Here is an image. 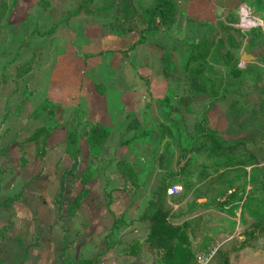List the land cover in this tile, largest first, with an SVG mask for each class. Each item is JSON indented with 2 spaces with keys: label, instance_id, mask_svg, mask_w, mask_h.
I'll return each mask as SVG.
<instances>
[{
  "label": "crops",
  "instance_id": "1",
  "mask_svg": "<svg viewBox=\"0 0 264 264\" xmlns=\"http://www.w3.org/2000/svg\"><path fill=\"white\" fill-rule=\"evenodd\" d=\"M24 1L21 0L19 3ZM141 1L148 5L147 0ZM172 1L177 8H182L179 0ZM71 19L58 22L54 25L55 32L50 36H44L49 37L54 43H60L57 38L58 32L61 27H71ZM86 28L87 26L84 27ZM83 36L82 32H78L74 46L80 47L77 48L79 54H71L67 62L55 64L51 68L46 67L43 61L46 59L44 54L42 56L39 52H34L31 58L22 64L29 62L36 54V63L32 70L22 78H15L21 86L8 87V84H5L0 87V97L2 98L3 94L7 97L3 104L0 102L2 111L0 155L5 157L24 153V143L41 128L37 126L32 129L33 125L45 121L43 118L33 119L31 114L46 98L57 103L60 109L65 110L68 107L78 109L84 114L85 121L113 128L110 139L103 147L102 156L95 159L88 152L85 137L87 126L82 121L83 118L73 120L70 129L76 130L78 134L77 155L80 163L73 174L65 175L63 178L61 175L58 182L56 165L52 166L51 163L53 161L58 163L62 156L61 151L66 153L65 145L57 149L53 148L54 146L50 147L49 141L59 130L52 131L48 136L47 155L45 153L47 157L44 156L41 160L40 169L35 168L30 162L21 173H10L11 171L7 169H0V208L10 209V212L3 216L11 215L10 222L7 223L11 224L10 230L6 233L7 239L10 236L16 237L15 240L20 239L26 243V240L40 229L46 231V235L40 238L39 246L30 247L31 261L20 264H71L77 260L94 257L96 258L94 264H197L198 259L212 258L219 248L220 241L223 245L226 243L233 245L234 241L242 243L241 232L245 231L248 221L246 219H251L241 217L240 210L229 213L230 208L236 203L229 202L228 199L225 202L226 197L217 199L207 196L208 194L205 195L204 192L191 197L192 187L186 189L185 186L177 184L168 187V183L174 177L165 176V172L158 168V157L161 153L154 159L155 164L151 162L153 166L147 164L144 157H140V149L146 144L143 140L135 141L130 147H118L121 140L125 141V136L130 135L126 139L129 140L134 134L149 129L152 130L151 136L153 135L154 115H157L155 112L157 107L160 108L159 100L170 89L168 79L159 73L158 66L155 70L152 69L149 56L144 55L140 65L136 64V60L141 59L136 51L145 47L146 43L129 50L140 38L136 33L124 35L119 33L114 41L110 36L106 39L102 36L99 41L96 36L94 38ZM99 43L102 47L98 46ZM106 48L117 51L111 54L109 61L104 59L108 53L100 51ZM55 73L62 75L63 79L70 74L87 76L93 81L102 76L106 79L93 82L94 84L87 85V88L79 84L76 93L73 94L75 90L67 88L66 85L59 92L51 89L48 78ZM137 76L146 79L148 83L140 79L137 82ZM46 82L48 86H44ZM137 85L144 87L140 88L138 95L133 96ZM8 88L11 91L9 96ZM28 89L29 92L25 95ZM127 97L133 98L135 104L128 103ZM13 102L14 105L4 112L6 103L12 105ZM147 106L149 116L144 119L142 116ZM132 117L138 119L140 126L137 130L126 132L125 128ZM28 129H31L29 133ZM140 129L141 131H138ZM169 129L173 135L174 130L171 127ZM63 137L65 141V131ZM168 151L173 155L169 172L176 173L177 157ZM67 156L69 158L66 163L69 164L72 160L68 153ZM120 158H125L135 171L137 177L135 186L126 183L118 173L116 161ZM89 168L94 169L97 176L83 185L76 177L78 173L82 175ZM163 178L166 190L180 186L183 188L181 193L160 197L161 190L157 192V189ZM57 183L62 197H71L73 194V197H77L78 190H81L80 194L83 190L86 191L79 208L74 209L73 213L66 215L62 220L55 212L59 208L50 193L51 188ZM21 192L37 200V216L27 211L28 208L23 203L26 196H20L19 201L9 206L3 205L6 199ZM183 192L186 196H182ZM45 212L49 216L46 228L44 227L46 221L42 216ZM157 218L159 222L155 223ZM3 226L1 225L0 229ZM240 246L234 248L233 252L246 254L247 247ZM38 256L41 260H38Z\"/></svg>",
  "mask_w": 264,
  "mask_h": 264
},
{
  "label": "rangeland",
  "instance_id": "2",
  "mask_svg": "<svg viewBox=\"0 0 264 264\" xmlns=\"http://www.w3.org/2000/svg\"><path fill=\"white\" fill-rule=\"evenodd\" d=\"M20 1L15 0L17 2L16 7L4 20L0 33V87L5 84H8V87L19 88L21 86V83L15 81V69L29 60L34 52H39L42 56L44 54V58H46H43L44 65L50 68L55 64L67 62V58L73 53L79 54L77 50L80 47L74 46L78 32H82L83 37L94 38L96 36L98 41L102 36L104 39L110 36V39L114 41L119 33L122 35L136 33L139 37H143L146 43L145 47L136 51L137 56L141 58L136 60V64L140 65V61L144 60V55L149 56L152 69L155 70L158 66L159 73L166 74L170 87L171 105L180 108V111L169 119L163 109L157 107L155 111L157 115H154L155 124L152 127L154 133L149 139L143 141L146 144L140 149V157H144L147 164H151L152 161V164H155L154 159L168 146V149L177 157L175 159V171L178 176L166 185L170 187L177 184L181 187L185 186L186 189L192 187L191 197L204 192L205 195L208 194L207 196L217 199L226 197L225 202L227 199L232 202L235 196L234 189L241 186L245 181V193L264 201V191L262 190L264 184V106L261 102L264 100L263 90L260 88L261 84L254 89L250 83H246L248 91L245 94H249L250 97L238 94L234 81L228 78L229 61L225 58V54L228 53L234 60H238V69L240 70H251L250 72H252L254 68L264 69V0H179L182 3V8H177L172 27L156 32L146 30V18L141 14V11L151 6L155 0H147L148 5H144L141 0H44L46 6H43L38 0H25L23 3H19ZM81 4H88V12L80 13L76 19L68 18V14L73 13ZM245 16L247 19L243 25L242 19ZM64 19H71L72 26L61 27L57 35L60 43H54L47 36L38 37L39 34L47 32ZM86 26L87 28L84 29ZM83 32L85 33L83 34ZM201 44H209L210 46L200 48ZM98 46L102 47L100 43ZM100 51L108 53L104 57L108 61L111 60V54L117 52L110 48ZM165 55L166 57H164ZM196 55H203L204 57L198 62L194 60L189 62ZM243 55L254 59L253 61H242ZM199 67H202L203 70L201 79L212 78L216 80L215 72L221 75V78H218L220 90L217 98H213L207 93L191 91L190 70ZM80 76L70 74V76H65L66 79L68 78L66 80L61 78L62 75L55 73L49 75L48 79L53 91L59 92L66 85L67 88L75 90L73 94L76 93L79 84L87 88L86 86H91L94 84L93 82L106 79L102 76L93 81L87 76ZM139 79L146 84L148 83L146 79L137 76L136 81L138 82ZM225 83L228 87L223 90ZM44 84V86H48L47 82ZM143 87L144 85H137V88H134L136 93L134 92L133 96L138 95L140 88ZM251 91L254 92L250 93ZM10 92L8 88V96ZM28 92L29 89L26 90L25 95ZM5 96L6 94H3V100L0 97L1 104L7 101ZM127 99L128 103L135 104L133 98L127 97ZM246 103L257 114L236 112V110L244 108ZM6 105L4 112L7 108H11L14 102L12 105L9 103ZM1 112L0 118H2ZM148 112L149 110L143 113L144 119L149 116ZM76 118L74 107H68L65 110L58 109L56 112V121L63 126L70 127ZM82 121L85 119L83 118ZM37 126L53 128L55 123L47 120L39 121L33 125L32 129ZM169 127L174 130L172 138L164 136L161 139L162 133L166 135L165 132ZM56 130L59 131L49 141V145L57 149L63 148L65 145L63 132L65 130L61 128ZM29 131L31 129H28L27 132L29 133ZM199 131H203L204 135H200ZM129 136H125V140ZM205 138H208L211 143L215 142L223 150L227 145L233 146L238 142H243L245 149L234 156V158H238L235 161L240 160L248 163L249 157H252L255 166L253 170H258L257 175L260 179L257 178L254 182L247 181V174L250 173L251 168L240 166L221 168L226 157L210 155L208 149L206 151L200 150L201 147L208 146L205 143ZM43 139L31 143L26 141L23 145L24 153L22 154L19 153L12 157L0 155V169H7L9 172L11 171L10 173H21L24 172L23 169L27 167L29 162L35 165V168L40 169L42 166L41 159L39 160L36 155ZM180 146L185 147L182 154L180 153ZM47 147L48 144L46 143V155ZM61 152L62 156L58 163L56 164V161L51 163L57 168V182L63 171L72 166V161L69 164L66 163L69 158L67 153ZM46 155L45 157H47ZM152 164L151 166H153ZM245 172L246 176H244ZM35 174L36 172L33 176ZM80 175L78 173V177H76L78 180H80ZM236 176H240V179L232 184V187L229 186ZM166 187L160 191V197L166 196ZM228 191H231V195L227 194ZM80 192L81 190H78L77 196ZM50 193L57 201L55 205L59 209L55 212L59 219L62 220L66 215L69 216L73 213L74 209L79 208L80 203L75 206L76 197H73L74 194L71 197H62L58 183L54 188H51ZM24 196L26 195H21V197ZM182 196H186L184 192ZM153 197L155 198V196ZM23 199V203L28 208L27 211L37 216V200L30 196ZM9 212L10 209L0 208V216H2L0 226L10 222L11 215L3 216ZM42 216L45 221L49 220L47 212L42 213ZM246 220L248 221L245 231L241 232L243 237L241 242L248 243L246 254L233 252L234 248L241 244L239 241H234L233 245H230L231 243L223 245L220 241L218 242L219 248L212 258L198 259L197 264H264V233L256 232L255 237H250L249 235L254 230L253 223L249 219ZM47 225L48 221L45 222L44 227L46 228ZM44 230L42 228L37 231L24 244L15 240L16 237L11 236L0 243V264H20L31 261V248L28 249L25 256V245L32 244L35 240H38L39 244L40 238L46 235ZM39 256L38 260L40 259Z\"/></svg>",
  "mask_w": 264,
  "mask_h": 264
},
{
  "label": "trees",
  "instance_id": "3",
  "mask_svg": "<svg viewBox=\"0 0 264 264\" xmlns=\"http://www.w3.org/2000/svg\"><path fill=\"white\" fill-rule=\"evenodd\" d=\"M11 0H0V33L3 28V22L6 19V17L10 14V12L16 7L17 2L15 0L13 2H10ZM39 3H42L43 6H46V2L44 0H38ZM88 4H81L77 9L73 12L68 14V18L78 16L80 13H87ZM177 11V6L172 0H155L151 6L141 11V14L146 18L147 28L146 30L148 32L152 31H164L167 29H170L172 27L173 21H174V15ZM68 19H64L61 22H66ZM56 30V26H53L45 33L39 34V36H50L52 35ZM144 38L140 37L130 48L129 50L134 49L135 47L144 44ZM209 44H201L200 48H208ZM226 60L229 61L228 68H229V74L228 78L232 79L234 81L235 88L238 91V94L246 95V97H250L247 93L246 83H250V86L252 88H257L258 85L261 84V89L263 90V97H264V69L260 68H254L252 72L251 70H240L238 69V60H234L233 57L230 54H225ZM166 57V55L164 56ZM204 56H194L192 57L190 61L198 62L200 61ZM36 63V54L34 57L24 65H21L17 67V74L16 78H22L24 75L28 74L31 70L34 64ZM191 73V91L192 92H198V93H207L211 95L213 98H217L220 90V84L218 82V78H221V75L219 73L215 72L216 80L212 78L208 79H201L203 75L202 67H199L194 70H190ZM163 76L166 78V74L162 73ZM201 79V81H200ZM226 83L223 86V90L226 89ZM254 91H251L252 93ZM171 94L168 92L161 100H159L160 107L165 112L167 118L173 117L176 113L180 111L179 107H174L171 105ZM262 105L264 106V100L261 101ZM235 106V105H234ZM60 109L59 105L57 103H54L50 101L49 99H44L43 102L37 106L32 114L31 118L33 119H40L43 118L47 121H52L55 123V126L53 128L48 127H42L38 130H36L30 138L27 139L28 142L32 141H38L41 138L43 139V143L41 146L37 149V157L39 159H44L45 156V147L46 142L48 139V136L54 129H64L65 130V151L69 154L71 160H72V166L71 168L63 171L62 178L65 175H71L73 174L77 168H78V155H77V143H78V134L76 130H71L68 126H63L57 123L56 121V112ZM149 107L147 106L145 108V111H148ZM237 113H251V114H257V112L249 106L248 103L244 105V108H240L239 110H236ZM263 112V111H262ZM74 115L77 118H84V114L80 112L78 109H74ZM264 115V112H263ZM85 125L87 126V131L85 134L86 137V145L88 147V152L90 155L98 159L102 156V150L107 141L111 137V133L113 131V128L111 127H105L101 125L100 123H91L88 121H84ZM140 124L136 117H132L130 122L127 124L125 131L130 132L137 130L139 128ZM166 135L162 133L161 139L164 138V136H167L169 138H172V132L170 129L166 130ZM200 135H204L203 131H199ZM152 134V130H143L140 134H134L133 137L129 140L120 141L118 147H130L135 141L137 140H143L145 141L148 139ZM205 143H207L208 146H203L200 148V150L204 149L205 151L208 149V153L210 155H213L215 157H226V161L223 163L221 168H233L236 166H240L242 168H251L250 173L247 174V181L254 182L257 180V178L260 179V177L257 175L258 170H253L255 167L254 160L252 157H249L248 163L241 162L240 160H237L238 158H234V156L237 153H240L241 151H244L245 146L243 142H238L234 144L233 146L227 145L224 147V150L220 148L219 145H217L215 142H209L208 138H205ZM117 147V148H118ZM180 153L182 154L185 151V147L180 146ZM168 146L164 149V151L159 155L158 157V168L165 172V176L169 178L175 179L178 175L176 173H170L169 169L172 166L173 163V155L169 153ZM199 150V151H200ZM247 151V150H246ZM234 158V159H233ZM116 169L118 173L121 175V177L124 179L126 183H129L131 186H135L137 182L136 173L133 170L132 166L129 164V162L125 158H120L116 161ZM257 169V168H256ZM97 176V172L92 169H86L85 172L80 177L81 184H86L87 182L95 179ZM246 176V172L244 174ZM246 178V177H245ZM240 179V176H236L232 183L229 184V186L232 187V184H234L236 181ZM165 179H162V182L160 183V186L158 187L157 191L163 190L165 187ZM194 184V182H193ZM249 184V183H248ZM254 184V183H253ZM249 186V185H248ZM246 189V182L244 181L241 186H238L235 188V196L232 200L233 203H236V205L232 206L229 210V213H232L234 210H240V216H246L252 220V227L253 232L249 235L250 237H255L256 232L264 233V201L258 200L255 197L249 196L245 193ZM262 190L264 191V184L262 185ZM24 194V192H21L17 195H15L12 198H8L3 202L4 206H9L15 201L20 200V196ZM86 195V191L83 190V193L80 194L75 198V206H78V204L81 202L83 197ZM159 222L158 218L155 219V223ZM11 224H7L3 226L0 229V243L4 242L6 237V233L10 230ZM18 242L23 243L22 240L18 239ZM24 244V243H23ZM38 244V240H35L32 242V244L25 245L24 253L25 256L27 255L28 249L30 247L36 246ZM246 242H242L240 247L244 248L247 247ZM179 253V251H178ZM175 254V252L173 253ZM172 254V255H173ZM96 258H90L86 260H77L74 263L71 264H94ZM69 264V263H67Z\"/></svg>",
  "mask_w": 264,
  "mask_h": 264
},
{
  "label": "built area",
  "instance_id": "4",
  "mask_svg": "<svg viewBox=\"0 0 264 264\" xmlns=\"http://www.w3.org/2000/svg\"><path fill=\"white\" fill-rule=\"evenodd\" d=\"M246 19H247L246 16H245V18L242 19V23H243V25L245 24ZM181 191H182V188H181L180 186H173V187L168 188V189L166 190V194H167L168 196H172V195H175V194L181 193ZM227 194H228V195H231V191H228Z\"/></svg>",
  "mask_w": 264,
  "mask_h": 264
},
{
  "label": "water",
  "instance_id": "5",
  "mask_svg": "<svg viewBox=\"0 0 264 264\" xmlns=\"http://www.w3.org/2000/svg\"><path fill=\"white\" fill-rule=\"evenodd\" d=\"M253 59H254V58H252V57H248V58H247L245 55H243V56L241 57V60H242V61H253Z\"/></svg>",
  "mask_w": 264,
  "mask_h": 264
}]
</instances>
